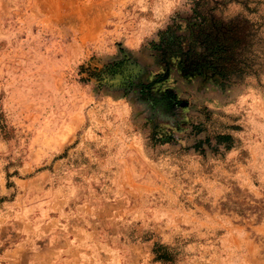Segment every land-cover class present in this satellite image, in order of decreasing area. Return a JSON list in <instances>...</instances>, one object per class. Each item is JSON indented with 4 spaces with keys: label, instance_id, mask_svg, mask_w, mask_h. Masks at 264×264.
Wrapping results in <instances>:
<instances>
[{
    "label": "rangeland",
    "instance_id": "obj_1",
    "mask_svg": "<svg viewBox=\"0 0 264 264\" xmlns=\"http://www.w3.org/2000/svg\"><path fill=\"white\" fill-rule=\"evenodd\" d=\"M224 1L257 72L219 87L154 82L189 0H0V264H264V0Z\"/></svg>",
    "mask_w": 264,
    "mask_h": 264
},
{
    "label": "trees",
    "instance_id": "obj_2",
    "mask_svg": "<svg viewBox=\"0 0 264 264\" xmlns=\"http://www.w3.org/2000/svg\"><path fill=\"white\" fill-rule=\"evenodd\" d=\"M189 2L190 14L176 18L151 44L155 64L163 72L154 82H159L170 70L182 78H208L219 87L255 75L253 46L258 39L256 26L241 16L218 17L215 11L225 4L224 0ZM121 64L124 63L112 64L108 74L116 73ZM163 96L167 105L178 103L170 93Z\"/></svg>",
    "mask_w": 264,
    "mask_h": 264
}]
</instances>
